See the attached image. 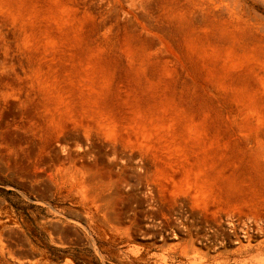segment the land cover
<instances>
[{
    "label": "rangeland",
    "instance_id": "obj_1",
    "mask_svg": "<svg viewBox=\"0 0 264 264\" xmlns=\"http://www.w3.org/2000/svg\"><path fill=\"white\" fill-rule=\"evenodd\" d=\"M0 264H264V0H0Z\"/></svg>",
    "mask_w": 264,
    "mask_h": 264
}]
</instances>
